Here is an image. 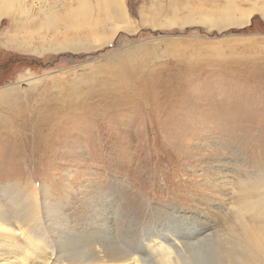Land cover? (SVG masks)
<instances>
[{
  "label": "rangeland",
  "instance_id": "1",
  "mask_svg": "<svg viewBox=\"0 0 264 264\" xmlns=\"http://www.w3.org/2000/svg\"><path fill=\"white\" fill-rule=\"evenodd\" d=\"M124 1L134 27L88 51L9 47L37 48L38 33L1 19L0 94L13 97L0 95V264H64L102 245L146 264L161 252L222 264L239 221L262 220V10L222 27L211 0ZM172 7L200 19L157 25Z\"/></svg>",
  "mask_w": 264,
  "mask_h": 264
},
{
  "label": "bare ground",
  "instance_id": "2",
  "mask_svg": "<svg viewBox=\"0 0 264 264\" xmlns=\"http://www.w3.org/2000/svg\"><path fill=\"white\" fill-rule=\"evenodd\" d=\"M211 1L217 6V13L221 19H223L222 21H225L222 27L247 23L251 14L250 9H260L264 14V7L257 6L259 0ZM245 2L250 5V8L244 9L243 6H241ZM33 5L35 6V11H33ZM171 9L173 16H171L170 19H161L157 22V25L164 27H171L172 25L184 26L199 21L200 19L198 16L189 13L178 19L177 14H179L183 8L178 7L177 9L172 7ZM154 11L156 10L154 9ZM154 11L153 13H155ZM143 15L144 14L140 12L139 20L141 22L144 21L145 15L144 17ZM8 16L13 19L14 22L17 21L18 18L20 19L19 24H16V27L20 30L27 27V23H31L33 25L32 27L37 30V38L39 39L37 48H34L32 37L30 39L23 38L19 44H17V42L12 39V36H10L7 38V42L9 43L8 46H17L21 50H30L38 54L46 51L58 52L60 50H68L71 52H79L96 49L102 44L110 42L119 30L130 31L132 27H134L130 22L124 0H0V22L3 17L7 18ZM202 19L204 18H201V22ZM202 23L211 24L212 26L216 25L212 21H205ZM25 45H27V47ZM31 45L33 48L30 47ZM118 75L120 76L122 74ZM34 80L35 78L29 79L28 86H30ZM133 87H135V85ZM12 93V90H10L7 92L5 91V95H0H3V98L5 97L8 100L13 97ZM261 180L263 181L258 183L264 184V176ZM259 186L260 185L257 184L255 180L251 183H244V187L249 192H246V194H251L250 190H255ZM243 191H245V189H243ZM245 207L242 206L241 208L244 213H246L244 211L246 210ZM0 213L3 214L1 210ZM255 214L256 213L253 214L254 217H256ZM256 218L262 220L255 224H248L241 220L238 223L239 225L241 224L240 228H232L234 232L229 229L233 233L232 235H228L225 239L227 253L225 261H220L222 264L263 263L264 210L263 212H259ZM0 228L4 230L7 229V227L1 223ZM28 242L32 243L31 240ZM116 248L118 247L109 248L102 245L99 254H97V252L93 254L94 250H84L82 254H86V258L81 256V258H83L82 260H79V256L73 258L64 256L68 261L64 264H146L144 260L130 257L124 250ZM75 253L76 251L74 252V256ZM159 255L160 258L158 260L153 259L156 261V264H178L176 260L170 256L169 252H163V254L161 252ZM60 256L62 257L63 255ZM10 263L11 262L7 261L1 264Z\"/></svg>",
  "mask_w": 264,
  "mask_h": 264
}]
</instances>
